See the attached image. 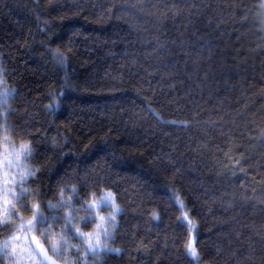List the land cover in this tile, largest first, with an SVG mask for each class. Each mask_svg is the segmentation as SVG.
Listing matches in <instances>:
<instances>
[{
  "label": "trees",
  "instance_id": "1",
  "mask_svg": "<svg viewBox=\"0 0 264 264\" xmlns=\"http://www.w3.org/2000/svg\"><path fill=\"white\" fill-rule=\"evenodd\" d=\"M263 1L0 0V151L28 145L0 264H48L33 236L63 264H264ZM109 192L91 251L73 225ZM34 214L35 262L9 257Z\"/></svg>",
  "mask_w": 264,
  "mask_h": 264
},
{
  "label": "rangeland",
  "instance_id": "2",
  "mask_svg": "<svg viewBox=\"0 0 264 264\" xmlns=\"http://www.w3.org/2000/svg\"><path fill=\"white\" fill-rule=\"evenodd\" d=\"M26 151L27 150L23 149L22 146H18V148L17 147L7 148L2 152L0 151V221H2L1 219L7 220L9 218V215L7 217L3 215L4 210L7 208L10 214L12 210V205H13L12 200L17 198V196L19 195V193L16 192V188L20 187V179L27 172V169H25V163H24V160H25L24 156H25ZM18 154H19V158H18ZM10 186H13V187H10ZM106 197L107 195L103 197L102 199H100L101 203L98 204V206L95 209L96 211L95 217L97 218V222H98L97 224L102 223L99 219V216H104L105 221L102 223V227L100 228L96 227L95 229V233H99V241H100L99 244L96 243L97 237L95 236L88 237V239L92 240V244H93V247L89 248L91 251L110 250V248L108 247V244H104L103 240L109 243L110 239L107 238L106 236L109 235L111 226L113 227L114 224L116 223L115 221L111 220L110 217L113 214L116 216L118 212L113 207V204H115L114 199L110 200L107 205H105L102 202L103 199H105ZM6 200H11L12 203L6 204L5 203ZM102 209H105L109 212L102 215L101 214ZM26 223H25V226H27V228L25 229V231H22L21 235L18 234L16 238L12 240V243L10 246L11 253H9V257L13 255V258L18 257L19 260H23V257L27 256V253L29 250V248L27 247V242L31 243L30 233L33 231V229L31 232H29L28 231L29 224L28 223L26 224ZM194 240H195V234H193L191 241H194ZM33 243L35 247L37 248V245L35 244L34 241ZM40 243L42 242L40 241ZM194 246H195V241H194ZM10 249H8V251H10ZM34 255H35L34 252H29L27 258H29L30 260H34ZM49 256H51L50 253H49ZM52 259L55 261V264H63L53 257ZM47 262L48 264H51V261H47ZM35 264H37V261L35 262Z\"/></svg>",
  "mask_w": 264,
  "mask_h": 264
},
{
  "label": "snow or ice",
  "instance_id": "3",
  "mask_svg": "<svg viewBox=\"0 0 264 264\" xmlns=\"http://www.w3.org/2000/svg\"><path fill=\"white\" fill-rule=\"evenodd\" d=\"M261 7L264 8V4H261ZM60 59H61V62H63L62 57H60ZM22 148L25 149V150H27V149H28V145L25 144V145L22 146ZM18 158H19V154H18ZM73 190H75V189H73ZM112 199H113V197H112V193L109 192V193L107 194V197H106L105 199H103L102 202H103L105 205H107L108 202H109L110 200H112ZM5 203L7 204V200L5 201ZM100 203H101V201L93 200V201H91V202L89 203V207H90V208H96V207L98 206V204H100ZM180 205H181V207H183V203H182V201L180 202ZM12 207L15 208L14 205H13ZM53 207H55V206L53 205ZM113 207L115 208V210H116L117 212L120 211V209H119V207H118L117 205L113 204ZM3 215H4L5 217H7V216L9 215V212H8V209H7V208L4 210ZM153 215H154V217H155V213H154ZM41 218H42V216H41ZM186 218H187V214L185 213V216L182 217V220H183V219H186ZM99 219H100V221H101L102 223L105 221V217H104V216H99ZM110 219L114 221V220L116 219V216L113 214V215L110 217ZM34 221H35V222H38V217H37L35 214L32 216V219H31L30 221H28V224H29L28 231H29V232H31L32 229H33V227H35ZM0 222H3V221H0ZM102 223H101V224H97V228L102 227ZM189 224H190L191 227H194V225H192L191 221H189ZM73 227L76 228V225H73ZM21 229H23V225H21ZM82 234H83V235H88L89 237H91V234H90V233H87V234L82 233ZM32 240H33V241L35 242V244L37 245V250L39 251V254H40L41 256H43L44 260H46V261H51V264H55V261L52 259L51 256H49L48 249L45 247V245L42 244V243H40V241H39L35 236L32 237ZM97 242L99 243V233H98V235H97ZM49 243H51V251H52L53 253H56V252L59 251L58 244L55 245V246H53V244H52V238H49ZM186 250L188 251V253H189L194 259H198V252H197V249H196L195 246H194V241H190V242L186 245Z\"/></svg>",
  "mask_w": 264,
  "mask_h": 264
},
{
  "label": "clouds",
  "instance_id": "4",
  "mask_svg": "<svg viewBox=\"0 0 264 264\" xmlns=\"http://www.w3.org/2000/svg\"><path fill=\"white\" fill-rule=\"evenodd\" d=\"M7 203H8V204H11L12 202H11V200H7ZM13 205H14V204H13ZM13 205H12V206H13ZM14 206H15V205H14ZM31 219H32V217L29 218L28 221H30ZM96 227H97V225H96ZM75 230H76V232H77L80 236L86 238V239H85V243L88 244L89 248L93 247L92 240H91V239H88L89 236H88V235H83L82 233H84V234L90 233V234H91V237H94V236L97 237L98 233L81 231V229H80L79 226H76ZM61 239H63V237H61ZM99 242H100V241H99ZM58 243H59V241H57V240H55V239L52 241L53 246L57 245ZM96 243L99 244V243L97 242V239H96Z\"/></svg>",
  "mask_w": 264,
  "mask_h": 264
}]
</instances>
